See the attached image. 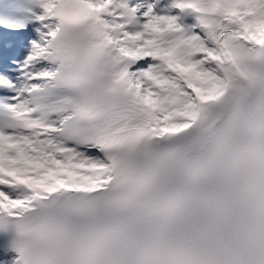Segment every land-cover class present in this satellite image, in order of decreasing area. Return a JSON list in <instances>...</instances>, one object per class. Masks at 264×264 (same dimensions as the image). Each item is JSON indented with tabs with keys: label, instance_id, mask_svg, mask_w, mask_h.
Listing matches in <instances>:
<instances>
[{
	"label": "snow or ice",
	"instance_id": "obj_1",
	"mask_svg": "<svg viewBox=\"0 0 264 264\" xmlns=\"http://www.w3.org/2000/svg\"><path fill=\"white\" fill-rule=\"evenodd\" d=\"M0 264H264V0H0Z\"/></svg>",
	"mask_w": 264,
	"mask_h": 264
}]
</instances>
